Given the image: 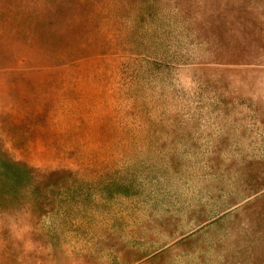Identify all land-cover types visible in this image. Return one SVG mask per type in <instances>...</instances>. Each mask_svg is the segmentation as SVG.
<instances>
[{"label":"rangeland","instance_id":"rangeland-1","mask_svg":"<svg viewBox=\"0 0 264 264\" xmlns=\"http://www.w3.org/2000/svg\"><path fill=\"white\" fill-rule=\"evenodd\" d=\"M0 264H264V0H0Z\"/></svg>","mask_w":264,"mask_h":264}]
</instances>
